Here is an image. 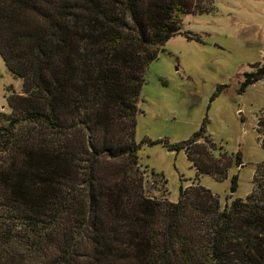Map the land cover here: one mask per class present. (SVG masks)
<instances>
[{
	"label": "trees",
	"instance_id": "obj_1",
	"mask_svg": "<svg viewBox=\"0 0 264 264\" xmlns=\"http://www.w3.org/2000/svg\"><path fill=\"white\" fill-rule=\"evenodd\" d=\"M216 1L0 0V56L23 80L0 110V264H264V164L225 207L197 182L172 202L151 170L154 196L139 165L157 143L217 182L243 163L207 120L181 143L136 141L149 66L176 35L202 42L184 18ZM251 68L243 87L264 79Z\"/></svg>",
	"mask_w": 264,
	"mask_h": 264
},
{
	"label": "rangeland",
	"instance_id": "obj_2",
	"mask_svg": "<svg viewBox=\"0 0 264 264\" xmlns=\"http://www.w3.org/2000/svg\"><path fill=\"white\" fill-rule=\"evenodd\" d=\"M215 7L211 13L184 18L183 30L197 34L202 42L176 35L149 66L136 141L181 143L207 120V133L222 152L228 156L242 153V165L233 166L225 180L197 176L185 151H169L162 143L144 144L139 165L145 170V190L154 196L161 194L151 170L167 180L170 201L178 202L180 188L197 182L216 194L225 207L237 198L246 199L257 165L264 164L257 129L264 118V79L243 87L244 72L264 63V0H217ZM10 87L22 93L23 80L9 71L0 56V110H9ZM234 176L238 186L232 193Z\"/></svg>",
	"mask_w": 264,
	"mask_h": 264
}]
</instances>
